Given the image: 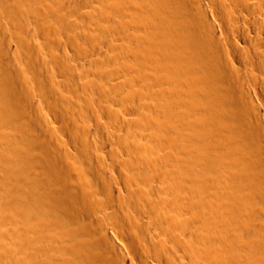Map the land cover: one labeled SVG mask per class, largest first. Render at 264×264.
<instances>
[{
  "label": "bare ground",
  "instance_id": "bare-ground-1",
  "mask_svg": "<svg viewBox=\"0 0 264 264\" xmlns=\"http://www.w3.org/2000/svg\"><path fill=\"white\" fill-rule=\"evenodd\" d=\"M0 264H264V0H0Z\"/></svg>",
  "mask_w": 264,
  "mask_h": 264
}]
</instances>
